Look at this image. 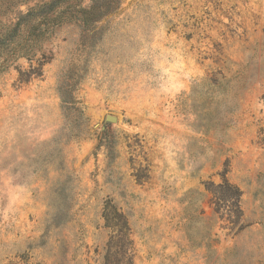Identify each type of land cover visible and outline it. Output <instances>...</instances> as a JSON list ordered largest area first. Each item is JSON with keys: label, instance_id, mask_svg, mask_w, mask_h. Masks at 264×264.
<instances>
[{"label": "rangeland", "instance_id": "1", "mask_svg": "<svg viewBox=\"0 0 264 264\" xmlns=\"http://www.w3.org/2000/svg\"><path fill=\"white\" fill-rule=\"evenodd\" d=\"M103 1L90 42L53 29L41 76L18 80L24 58L0 72V264H103L106 200L133 264H264V0ZM221 175L241 190L238 232L205 190Z\"/></svg>", "mask_w": 264, "mask_h": 264}, {"label": "trees", "instance_id": "2", "mask_svg": "<svg viewBox=\"0 0 264 264\" xmlns=\"http://www.w3.org/2000/svg\"><path fill=\"white\" fill-rule=\"evenodd\" d=\"M109 4L102 0H92L88 7H78L70 0H0V72L18 59L24 58L29 63L28 69H18V80L26 83L32 76H41L43 64L50 59L46 53L41 52L42 44L52 34L53 29L72 22L80 29L81 43L90 42L96 34L92 18L111 12L114 7ZM22 5L28 6L25 12L19 10ZM8 14L11 16L7 17ZM4 17L6 19L1 21ZM37 54L40 57H36ZM34 59L36 65L32 64ZM77 82V75L72 70H67L61 75L58 92L65 115L68 116L71 111L72 122L76 128L74 132L80 135L83 129L78 127V123L83 119L87 122L88 119L80 107L81 101L75 96ZM205 190L211 195L209 203L214 214L236 227V232L241 230L239 187L221 175L219 183L209 182L205 184ZM102 217L104 226L109 230L103 264H133V240L126 214L110 200H106Z\"/></svg>", "mask_w": 264, "mask_h": 264}, {"label": "water", "instance_id": "3", "mask_svg": "<svg viewBox=\"0 0 264 264\" xmlns=\"http://www.w3.org/2000/svg\"><path fill=\"white\" fill-rule=\"evenodd\" d=\"M107 119H108L109 121H114V120H115V118H114L113 116H107Z\"/></svg>", "mask_w": 264, "mask_h": 264}]
</instances>
